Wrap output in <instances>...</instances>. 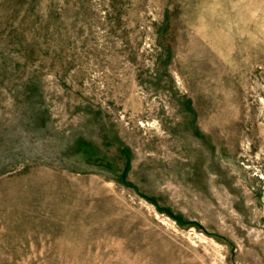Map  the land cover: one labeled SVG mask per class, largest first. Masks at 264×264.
<instances>
[{
	"label": "rangeland",
	"instance_id": "1",
	"mask_svg": "<svg viewBox=\"0 0 264 264\" xmlns=\"http://www.w3.org/2000/svg\"><path fill=\"white\" fill-rule=\"evenodd\" d=\"M0 264H264V0H0Z\"/></svg>",
	"mask_w": 264,
	"mask_h": 264
}]
</instances>
